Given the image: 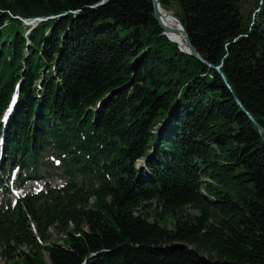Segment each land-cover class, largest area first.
Wrapping results in <instances>:
<instances>
[{
  "label": "trees",
  "instance_id": "16d2710c",
  "mask_svg": "<svg viewBox=\"0 0 264 264\" xmlns=\"http://www.w3.org/2000/svg\"><path fill=\"white\" fill-rule=\"evenodd\" d=\"M159 6L210 67L152 0H0V173L68 180L0 204L1 264H264V0Z\"/></svg>",
  "mask_w": 264,
  "mask_h": 264
},
{
  "label": "rangeland",
  "instance_id": "374dc122",
  "mask_svg": "<svg viewBox=\"0 0 264 264\" xmlns=\"http://www.w3.org/2000/svg\"><path fill=\"white\" fill-rule=\"evenodd\" d=\"M256 0H242V13L243 15H247L248 13L252 12L254 10ZM170 13V12H168ZM171 14V13H170ZM27 22V21H25ZM24 22V25H25ZM177 45V44H176ZM179 46V45H178ZM4 122V119L2 123ZM4 124V123H3ZM3 146V145H2ZM0 143V155L3 157V147ZM47 156V155H46ZM138 167H141L143 165V161L137 163ZM9 169L4 172V174L0 173L1 179H0V204L6 203L9 201V203H13L16 201V199H19L25 195L30 194H36L40 191H45V185H49V188H62L66 184H68V180L64 178L61 173L59 172H46L45 168H39L36 175L40 177L37 181L30 180L26 178V180L18 181L15 177V173H11L9 176V179L7 180V183L2 182V179H5L8 175ZM2 174V175H1ZM78 184L80 182L78 181ZM93 200H90L92 202ZM190 215H196L197 213L195 211L190 210ZM170 228V226H169ZM34 234L36 235V230L34 229ZM64 236V233H62L59 230L51 229L45 234V239L47 240V244L57 242L61 244V240ZM42 245V244H41ZM45 245V244H44ZM23 252L27 251L25 249H21ZM14 259L13 261H16V255L11 257ZM4 263L3 259H0V264Z\"/></svg>",
  "mask_w": 264,
  "mask_h": 264
},
{
  "label": "water",
  "instance_id": "95a60500",
  "mask_svg": "<svg viewBox=\"0 0 264 264\" xmlns=\"http://www.w3.org/2000/svg\"><path fill=\"white\" fill-rule=\"evenodd\" d=\"M152 4H153V10H154V16H155V19L156 21L159 23V26L161 27V29L163 30V34L167 37V33H175L177 32L178 30L182 33V36H183V41H184V45H185V49L183 48H180V51L181 52H184L188 55H190L191 57H194L196 58L197 60H199L200 62L206 64L207 66L210 67V65H208L207 63H205L199 56L198 54L195 52L193 46L191 45L190 41H189V38H188V35L186 33V31L183 29L182 25L180 24V22L178 21L177 18H175L172 14L166 12L164 15H167L169 16L175 23L177 26H179V28L177 29H171V28H167L166 26H164L162 24V22L160 21V10H162L159 6V0H152ZM163 11V10H162ZM165 12V11H163ZM48 19H51V18H36V19H32V20H29L27 22H25V25L26 26H33L35 23H38V22H43V21H46ZM168 38V37H167ZM168 40L170 42H172L169 38ZM173 43V42H172ZM212 68V67H211ZM214 70H216V72L221 76L222 80L227 84V81L224 77V75L222 74V72L220 71L219 68H213ZM233 98L235 100V102L237 103V105L239 106V108L241 109V111L243 113H245L247 115V117L249 118V120L252 122V124L257 128V130L264 135V129L261 128L259 126V124H257V122L242 108V106L240 105L239 101L237 100V98L233 95Z\"/></svg>",
  "mask_w": 264,
  "mask_h": 264
},
{
  "label": "bare ground",
  "instance_id": "6f19581e",
  "mask_svg": "<svg viewBox=\"0 0 264 264\" xmlns=\"http://www.w3.org/2000/svg\"><path fill=\"white\" fill-rule=\"evenodd\" d=\"M166 12H163L162 10H160V21L162 22V24L164 26H166L167 28H171V29H177L179 28V26L176 25V23L167 15H164ZM167 37L175 44L179 45L180 48L185 49V45H184V41H183V36L182 33L178 30L177 32L173 33H167ZM9 109L11 110V114L13 111V103L10 105ZM10 117L7 115V120H9Z\"/></svg>",
  "mask_w": 264,
  "mask_h": 264
},
{
  "label": "snow or ice",
  "instance_id": "6c2138e0",
  "mask_svg": "<svg viewBox=\"0 0 264 264\" xmlns=\"http://www.w3.org/2000/svg\"><path fill=\"white\" fill-rule=\"evenodd\" d=\"M6 118V117H5Z\"/></svg>",
  "mask_w": 264,
  "mask_h": 264
}]
</instances>
